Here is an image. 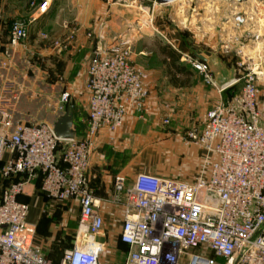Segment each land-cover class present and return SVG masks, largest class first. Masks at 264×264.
<instances>
[{
    "label": "built area",
    "instance_id": "built-area-1",
    "mask_svg": "<svg viewBox=\"0 0 264 264\" xmlns=\"http://www.w3.org/2000/svg\"><path fill=\"white\" fill-rule=\"evenodd\" d=\"M140 1L148 2V8L160 5L158 0ZM49 6L48 1L36 5L35 14H44ZM235 20L246 22L240 13ZM28 27L29 22L11 24V49L25 46ZM130 42L120 34L99 35L85 83L87 128L75 139L57 138L48 121H15L1 98L0 180L8 184L0 198V264H54L33 245L30 207L19 199L26 184L37 178L49 199L74 200L79 206L75 244L58 264H100L106 250L99 240L106 204L120 206L124 213L120 242L128 248L125 264H220L218 259L223 264H264V112L254 74L246 76L239 94L206 113L201 130L184 137L187 145L204 151L195 181L118 173L111 197L99 198L92 191L89 168L102 132L117 133L127 118L146 116L147 74L132 63ZM184 59L220 93L235 83L221 88L205 63L188 55ZM71 96L62 92L55 112L64 113Z\"/></svg>",
    "mask_w": 264,
    "mask_h": 264
},
{
    "label": "crops",
    "instance_id": "crops-1",
    "mask_svg": "<svg viewBox=\"0 0 264 264\" xmlns=\"http://www.w3.org/2000/svg\"><path fill=\"white\" fill-rule=\"evenodd\" d=\"M44 1H48L50 6L44 14L37 16L35 14L36 5ZM178 2L160 4L158 6L165 8L159 7L158 9L167 11ZM182 2L183 4L180 5L182 10L185 7L197 6V9L193 8L195 13L184 19L179 29H172L164 25V21L156 16L153 29L160 34L159 39L162 42L157 40L155 46L143 43L139 49L136 47L135 54L139 57L136 56L135 61L145 65L141 58L148 54L147 51L156 54L161 62L160 67L165 71L167 81L173 89L172 93L175 95L182 92L185 95L186 106L183 113L188 114L190 119H198V124L201 126L206 113L226 98L214 86L207 84L202 73L184 58L188 55L202 62L194 57L193 53L197 50H204L217 55L224 62L226 56L236 57L242 51L246 53L249 60H252L253 64L260 61L264 58V0H245V4L233 3L230 0L229 13L228 10L224 12V6L229 3L226 0H184ZM33 3L36 5H32ZM136 7H138L136 0H0V100L2 97L6 99L3 105L10 107L14 120L36 122L49 120L50 115L47 114V110L53 109L55 112L54 106L61 93L69 91L72 95L70 104L72 108H75L74 123L77 135H83L87 128L88 96L85 90L87 70L99 35L110 36L124 32L133 16L132 11L138 9ZM238 13L245 14L246 22L244 24H238L235 20ZM34 14L37 19L32 20ZM15 21L29 22V35L25 46L13 50L9 44V30ZM42 34H46L47 38H43ZM152 35L150 34L148 37H152ZM55 42H58L61 47H57ZM164 44L170 45L181 55L179 63L190 71V78L186 86L176 87L170 82L168 65L164 63L166 58L160 53L159 45ZM132 62L147 74V84L151 88L147 100L146 118L154 114L157 109L158 99L152 91V88L156 86V78L150 68L136 64L133 57ZM229 62L224 63H227L229 67L232 64ZM44 63L47 66L56 64L55 68L57 67L56 69L63 73L65 84L60 82L57 76L50 74L48 76L46 72L50 69L45 67ZM66 87L67 90H65ZM5 89L6 91H4ZM83 96L86 101L84 105L86 112L80 113L77 103ZM172 99L173 104L168 105V110L174 114L177 111L176 104L179 102L175 97ZM261 109L264 112V108L261 107ZM129 118L133 119V117ZM129 118L126 121L125 132L137 128V123L128 124L130 123L128 122ZM120 135L118 137L104 131L97 142L100 140L104 142V146H109L108 140L112 137L118 143ZM181 150L184 162L180 176L184 180L195 181L202 169L204 151L194 144L187 145ZM8 157L9 154H5L3 158L7 159ZM97 157V154L93 152L89 168V184L96 197L109 198L113 194L114 178L108 189V194L100 195V181L91 169ZM1 163L0 160V165ZM143 172L165 176L161 170ZM0 183H4L5 187L8 181L0 180ZM36 185H39L44 201L46 203L51 201L42 190L41 178H37L26 184L24 192L19 197L29 207L30 202L24 201L22 197L30 192L34 193ZM2 191L3 189L0 198ZM102 216L104 230L99 236V240L107 246L106 230L116 231L115 236L120 240L124 213L120 206L106 204L102 208ZM27 221L33 230L32 243L41 245V234H37V229L40 233L46 234L48 228L43 223L39 224L38 216L34 210L30 211L29 209ZM62 256L63 253L57 262H51L58 264Z\"/></svg>",
    "mask_w": 264,
    "mask_h": 264
},
{
    "label": "rangeland",
    "instance_id": "rangeland-1",
    "mask_svg": "<svg viewBox=\"0 0 264 264\" xmlns=\"http://www.w3.org/2000/svg\"><path fill=\"white\" fill-rule=\"evenodd\" d=\"M226 1L229 3H227V6H224V12L228 10L229 13V4L231 3L230 0ZM231 1L233 3L245 4V0ZM136 3L138 6L136 8L138 9L134 10L137 11H132L133 16L127 24V28L124 32L119 34L126 36V39H131L129 43L131 47V61L133 57L136 64L144 68L148 67L153 71L151 73H154L153 76L156 78V86L152 88V91H154L158 99L156 104L157 109L154 114L144 119H137L135 117H133V119L129 118L130 120L128 122L130 123L128 124L137 123V128L125 132V128L127 127V122H125L121 130L117 133H113V135L118 137L121 134L118 143L115 138L112 137L111 139L113 141L110 139L108 140L109 146H104V142L100 140L96 142L94 153H96L98 157L95 158L96 162L91 166V169L95 172V176L100 181V195L108 194V189L111 187L110 185H112V180L118 173L128 174L129 177H133L136 176V173L138 174L141 171L161 170L166 178L184 180L180 176L184 162L181 149L187 146L184 137L195 128L201 130L205 120L204 119L203 124L199 126L198 119H190L188 118V114L183 113V109L186 106L185 95L182 94V92L175 95L172 93L173 89L167 81L165 71L160 67L161 62L156 54L147 51L148 54L141 58L145 65L135 61L137 56L135 54L136 47L139 49L143 43L148 46H155L157 40L158 42H162L159 39L160 34L153 29L156 16H159L161 20L164 21V25L172 29H179L182 25V21L195 13L193 8L197 9V6L185 7V9L182 10L180 5L183 4V2H178L167 11H162L165 7L157 5L155 8H148L149 3L140 0H136ZM159 7H162L160 11L158 9ZM243 10H245V8H243ZM240 14L245 16L244 13ZM130 26H134L132 31ZM150 34H153L152 37H148ZM138 57L139 56H137V58ZM226 57V61L224 62L230 61L229 63H232L236 73L235 83L221 92L224 98L228 99L239 94L246 76L254 74L256 77L258 103L260 109L261 107L264 108V58L253 64L252 60H249L246 53L242 51H240L236 57ZM44 64L46 65L45 67L50 69V71L48 70V72H46L48 76L49 74L57 76L58 80L65 84L63 73L57 70V67L55 68L56 64L48 66L46 63ZM67 89L66 87L65 90ZM150 89L151 88H149V91ZM172 97L177 98L176 101L179 102V104H176L177 111L174 114L168 110V105L173 101ZM81 100L78 101L77 106L80 113H85L84 105L86 101L84 96ZM43 121L50 122L48 119ZM26 122L36 121L30 120ZM4 185V183H0V193ZM22 199L28 203L30 202V211H35L38 216L39 224L43 223L45 227L48 228L46 234L40 233L37 229V234H41L42 242L41 245L35 246L42 250L45 258L49 261L57 262L61 258L62 253L72 248L75 244L78 232V204L74 200H51L46 203L39 185H36L34 193L30 192L25 194ZM115 235L116 231H105L107 246L100 259V264H125L128 256V248L124 246ZM218 261L220 264H223V260L218 259Z\"/></svg>",
    "mask_w": 264,
    "mask_h": 264
},
{
    "label": "water",
    "instance_id": "water-1",
    "mask_svg": "<svg viewBox=\"0 0 264 264\" xmlns=\"http://www.w3.org/2000/svg\"><path fill=\"white\" fill-rule=\"evenodd\" d=\"M174 1L158 0L160 4H168ZM193 56L206 64L219 87L224 88L235 82L236 70L232 64L228 67L217 55L209 51L197 50L193 53ZM47 114L50 115L49 121L53 123V132L57 138L62 140L76 138L77 130L74 123V112L70 107L64 113H58L54 112L53 109H48Z\"/></svg>",
    "mask_w": 264,
    "mask_h": 264
},
{
    "label": "trees",
    "instance_id": "trees-1",
    "mask_svg": "<svg viewBox=\"0 0 264 264\" xmlns=\"http://www.w3.org/2000/svg\"><path fill=\"white\" fill-rule=\"evenodd\" d=\"M160 53L166 58L164 63L168 65L167 71L172 85L176 87L186 86L190 78V71L179 63L181 55L168 44L160 46ZM69 107L74 110L71 104Z\"/></svg>",
    "mask_w": 264,
    "mask_h": 264
}]
</instances>
